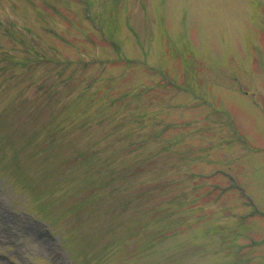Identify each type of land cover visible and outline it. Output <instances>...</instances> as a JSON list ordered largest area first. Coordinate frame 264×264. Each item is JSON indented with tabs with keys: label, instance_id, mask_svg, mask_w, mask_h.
<instances>
[{
	"label": "rangeland",
	"instance_id": "1",
	"mask_svg": "<svg viewBox=\"0 0 264 264\" xmlns=\"http://www.w3.org/2000/svg\"><path fill=\"white\" fill-rule=\"evenodd\" d=\"M0 189V264H264V0H0Z\"/></svg>",
	"mask_w": 264,
	"mask_h": 264
},
{
	"label": "trees",
	"instance_id": "2",
	"mask_svg": "<svg viewBox=\"0 0 264 264\" xmlns=\"http://www.w3.org/2000/svg\"><path fill=\"white\" fill-rule=\"evenodd\" d=\"M139 121H143V119H140ZM131 137V136H130ZM132 145H133V143H132ZM117 151H123V147L122 146H117L116 148H115ZM148 153V151L146 150V152H144V151H142L141 152V156H145V154H147ZM139 154V153H138ZM74 160V159H73ZM147 160H149V159H147Z\"/></svg>",
	"mask_w": 264,
	"mask_h": 264
}]
</instances>
